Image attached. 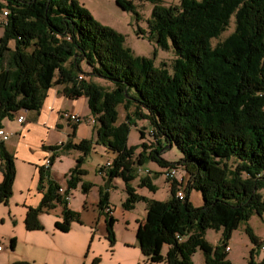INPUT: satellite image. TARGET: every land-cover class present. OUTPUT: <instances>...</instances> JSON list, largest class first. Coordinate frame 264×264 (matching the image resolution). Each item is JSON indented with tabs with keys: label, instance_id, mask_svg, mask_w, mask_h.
Masks as SVG:
<instances>
[{
	"label": "trees",
	"instance_id": "obj_1",
	"mask_svg": "<svg viewBox=\"0 0 264 264\" xmlns=\"http://www.w3.org/2000/svg\"><path fill=\"white\" fill-rule=\"evenodd\" d=\"M145 1L152 3L148 37L160 47H168L170 40L176 54L172 70L133 54L123 44L122 34L101 25L78 0H0V12L7 10L0 36V127L3 119H12L18 112L38 113L54 84L62 85L66 97L85 96L95 119V142L116 152L105 169L99 168L106 174L104 184L109 186L113 177L121 176L126 209L136 200H146L144 220L136 229L145 259L151 264H194L191 255L200 249L205 264H233L224 248L231 232L253 213L264 212L259 191L264 186V0ZM115 2L139 18L133 0ZM232 17L234 28L212 44ZM140 32L143 29L137 28ZM93 76L113 84L103 86ZM119 104L126 113L117 122ZM131 116L149 120L155 146L135 152L144 142L127 144ZM77 122L65 141L43 146L51 152L50 165L38 166L36 190L41 198L36 206L25 205L26 229H40L38 213L61 203L63 220L54 221L56 229L65 232L72 220L80 221L58 192L61 184L50 176L58 150L71 148L82 155L64 175L65 191L84 174L80 165L92 141L72 139ZM143 132L140 129L141 136ZM164 142L180 150L177 161L161 156ZM14 158L0 139V203H7L12 193ZM149 159L161 167L184 168L187 179L182 185L172 179L169 199L145 198L130 185L138 166ZM149 174L139 178V185L154 190ZM90 187V182L82 183L84 191ZM193 189L201 193L200 205L189 198ZM109 207L108 190L100 187L98 208L106 213V238L111 245L115 218ZM207 228L222 230L220 243L212 246L206 240ZM245 231L253 244L249 264H264V249L260 261L253 259L263 241L250 226ZM14 245L13 237L10 247Z\"/></svg>",
	"mask_w": 264,
	"mask_h": 264
},
{
	"label": "rangeland",
	"instance_id": "obj_2",
	"mask_svg": "<svg viewBox=\"0 0 264 264\" xmlns=\"http://www.w3.org/2000/svg\"><path fill=\"white\" fill-rule=\"evenodd\" d=\"M82 3L93 17L101 24L112 27L113 30L123 35V44L127 46L133 54L150 57L158 67L165 65L169 70H172V59L176 57L173 47L168 41V47H160L148 37L147 19L152 10V3L145 0H133L139 12V18L121 8L115 0H78ZM166 4H177L178 0H163ZM4 17V14H2ZM137 28H142L143 33H137ZM234 28L233 17L231 18L229 27L224 30L219 37L212 39V44L218 40H222ZM2 32L0 31V34ZM13 46V41L9 42ZM83 70H87L88 65L81 61ZM96 83L103 86L112 85V81L102 77L93 76ZM66 99L62 107L63 123L62 128L50 133L49 140L61 141L67 139V134L71 132V125L68 115L75 113L79 116L73 140L87 138L92 141L90 150L84 155L80 167L84 174L80 176V181L75 187L69 191V199L67 207L77 211L80 221L72 220L68 231L54 227L55 220H63L61 215V204L55 205L52 209L41 211L38 213V221L42 225L40 229H26L24 219L26 217L25 205L33 201V196L30 193L32 189V179L36 174L35 165L14 158L16 173L14 176L11 196L7 203H0V241L4 249L0 251V264H12L20 261H27L28 264H151L140 251L136 241V229L145 217L146 200H136L132 208L126 209L124 202L127 197L125 183L121 176L113 177L111 184L105 183V171L100 172L99 168H104L107 162L113 161L116 152L109 149L103 144L96 143V124L95 122L87 121L86 118H91L93 114L89 111L85 98H80L77 104ZM76 109V110H75ZM119 116L117 122L124 119L125 109L122 104L117 106ZM75 111V112H74ZM25 113L29 116L30 113H36L34 110H28ZM94 119V117H93ZM3 129L11 135L4 142L9 146L17 141L19 121L16 116L12 119L5 118ZM2 120V122H3ZM133 122L128 132L127 144H141L144 142V147H136L135 152L139 149L148 150L156 145L155 138L151 134L152 125L148 119L131 116ZM68 122L71 125H68ZM74 123H76L74 121ZM142 129L143 136L140 135ZM161 156L170 160L177 161L181 157L180 150L175 144L169 146V143L164 142L160 148ZM82 155L78 149L71 148L67 151L58 150V155L52 162L50 167V176L57 180L62 186H65V176L70 167L74 166L77 157ZM142 170L148 168L150 170V179L154 184V190L148 186H140L139 178L145 174L139 173L133 177L129 183L145 198H153L155 200H166L170 197L171 178L165 175L163 171L166 168L161 167L152 159L142 162ZM105 169V168H104ZM162 169V172L156 174V170ZM177 177H183L185 183L187 179L184 168L181 165L175 167ZM83 182H90L91 187L88 191L82 188ZM181 186V185H180ZM108 190V201L111 209V214L115 218L113 223L114 242L110 245L107 237L105 226V215L98 208V191L100 189ZM108 187V188H107ZM264 196V186L259 189ZM33 194V193H32ZM63 198V196H62ZM64 199V198H63ZM191 199L194 203H201V193L193 189ZM250 226L252 232L263 241L264 246V212L261 215L253 213L247 221H241L226 241L229 250L227 251V259L233 264H249L250 249L253 247L245 227ZM15 239V245L10 247V239ZM204 237L212 246L220 243L222 239V230L207 228L204 232ZM167 246L162 247L165 252ZM203 252L196 249L191 259L194 264H205ZM263 258V249L255 248V261H260ZM163 264V263H159Z\"/></svg>",
	"mask_w": 264,
	"mask_h": 264
},
{
	"label": "crops",
	"instance_id": "obj_3",
	"mask_svg": "<svg viewBox=\"0 0 264 264\" xmlns=\"http://www.w3.org/2000/svg\"><path fill=\"white\" fill-rule=\"evenodd\" d=\"M1 20H3V17L0 12V31L3 32ZM1 35L2 33L0 36ZM82 97L85 98L86 101L85 96H79L77 98L66 97L62 92L61 84H54L53 86H50L39 112L35 114L30 113L29 116H26L25 113H23L25 120L19 123L20 128L17 129V141L15 143H11L10 146L4 142L6 148L11 153H13L16 158L31 163L36 167V174H34V178L32 179V189H30V193L34 197L33 201L31 200L29 204L31 206H36L41 198V192L36 190L38 166L42 164L43 159H45L46 156L51 154V152L43 146L58 143V141L49 140V134L55 132L57 129L62 128L63 126V123L60 119V116L63 114V103L66 99H68L70 102H73L75 103L74 105H76L77 101ZM2 124L4 127V120ZM68 125H71V123L68 122ZM160 172H162V169L156 170V173ZM191 194L192 191L189 194V198L192 201ZM194 204L200 205V203Z\"/></svg>",
	"mask_w": 264,
	"mask_h": 264
},
{
	"label": "built area",
	"instance_id": "obj_4",
	"mask_svg": "<svg viewBox=\"0 0 264 264\" xmlns=\"http://www.w3.org/2000/svg\"><path fill=\"white\" fill-rule=\"evenodd\" d=\"M6 13H7V10H3L2 14L5 15ZM68 119L70 120L69 122H73L74 123V121L75 122L79 121V116L76 115L75 113H72V114H69L68 115ZM16 120L19 121V123L23 122L25 120V117H24L23 113H19L18 112L16 114ZM86 120L87 121L94 122L93 116L91 118H86ZM10 135H11L10 133H8L7 131H5L3 129V126L0 127V139H3V141H5V140H7L9 138ZM59 142H61V141H58V143ZM49 159H50V155L49 156H46L45 159H43V162L42 163H43V165L45 167H47V166L49 167V165H50V160ZM107 164H109V162H107L106 165ZM137 171L139 173H142V174H145V175L150 173V170L148 168L142 170L139 166L137 168ZM164 173H165V175H168L171 178V180L172 179H175L176 181H180V184L181 185L183 184V182H181L182 179H183V177L182 176L181 177H177L175 168H172L170 170L169 169H166L164 171ZM65 190H66V187L65 186H62V185H60V187L58 188V192L62 194L63 198L65 200H68L69 199V194ZM182 194H183V191H182ZM182 194H181V196H182ZM179 238H180V236H179ZM224 248H225V250L228 251L229 250L228 244H226ZM3 249H4V246H3V244L0 241V251H2ZM260 249H264V246L262 245L260 247Z\"/></svg>",
	"mask_w": 264,
	"mask_h": 264
},
{
	"label": "bare ground",
	"instance_id": "obj_5",
	"mask_svg": "<svg viewBox=\"0 0 264 264\" xmlns=\"http://www.w3.org/2000/svg\"><path fill=\"white\" fill-rule=\"evenodd\" d=\"M94 122H95V119H94ZM182 192H179L178 195L181 196Z\"/></svg>",
	"mask_w": 264,
	"mask_h": 264
}]
</instances>
